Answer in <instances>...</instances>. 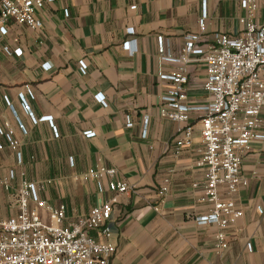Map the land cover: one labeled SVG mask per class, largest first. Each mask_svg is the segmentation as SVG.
<instances>
[{
    "label": "crops",
    "instance_id": "0c3cea01",
    "mask_svg": "<svg viewBox=\"0 0 264 264\" xmlns=\"http://www.w3.org/2000/svg\"><path fill=\"white\" fill-rule=\"evenodd\" d=\"M240 1L206 0L201 43H211L216 34L241 35L246 12ZM201 15L198 0H59L37 14L39 30L9 24L8 34H0V130L13 132L20 161L9 148L0 151L1 220L17 214L13 190L22 182L44 184L40 199L65 204L68 220L87 215L111 194L106 182L99 193L94 182L80 178L104 166L116 170V180L135 187L114 206L109 241L115 253L108 264H264V141H253L243 158L241 174L248 183L232 197L243 215L225 230L227 249L216 251L218 228L195 221L209 210L201 202L203 170L196 167L203 148L199 121H191V147L174 156L178 125L159 116L170 87L159 75L177 68L162 57L181 54L184 36L198 33ZM253 21L264 24V5ZM129 28L134 35H126ZM125 42L129 48H123ZM79 62L88 66L85 75ZM204 81L203 64L188 65V104L205 103ZM144 117L149 120L146 137ZM127 119L132 128L126 127ZM261 120L264 133V110ZM86 132L95 135L86 139ZM0 144L6 145L2 135ZM10 174L14 189L6 191L2 181ZM165 178L170 186L161 199Z\"/></svg>",
    "mask_w": 264,
    "mask_h": 264
},
{
    "label": "built area",
    "instance_id": "2783aa9c",
    "mask_svg": "<svg viewBox=\"0 0 264 264\" xmlns=\"http://www.w3.org/2000/svg\"><path fill=\"white\" fill-rule=\"evenodd\" d=\"M57 1L0 0V34H8L9 24L39 30L42 22L37 14L46 3ZM198 1L202 6L198 33L184 36V46L177 58L169 54L162 57L164 62L175 64L177 68L170 74L159 75L161 81L170 84L167 94L161 99L163 106L159 109V116L178 125L172 147L174 156L191 147V121H199L203 148L196 167L203 170L201 202L209 210L195 221L199 226L218 228L214 248L223 251L228 247L225 230L243 215L232 199L248 183L241 174L243 158L250 152L253 141H264V133L260 132L264 110V24L253 21L264 0H241L240 7L246 12V17L241 20L244 24L241 35L216 34L209 44L201 43L206 31L207 2ZM68 16L65 10L64 17ZM125 32L128 36L134 35L132 28ZM129 44L125 42L123 48H129ZM158 49L160 54L164 53L162 38L158 39ZM14 55L20 57L22 51L16 49ZM192 63L203 64L205 70L202 90L206 101L202 105L188 104V65ZM43 67L49 69L48 64ZM78 67L85 75L87 64L79 62ZM96 98L99 104L106 106L101 95ZM22 108L35 122L25 99H22ZM42 120L52 123L51 118ZM148 121L147 117L143 118V137H146ZM132 126L127 119L126 127ZM53 130L54 137H57ZM0 135L6 140V145L0 144V151L7 147L16 152L20 161L19 144L13 139V132L0 130ZM83 135L90 139L95 134L86 132ZM69 164L73 165L71 160ZM116 176L115 169L104 166L87 170L80 180L94 182L99 193L106 182L111 197L93 207L87 215L68 220L65 204L53 206L40 199L44 184L22 182L14 189L10 174L2 185L6 191L14 189L13 203L17 214L0 219V264H108L115 253V246L109 241V222L114 206L121 196L135 191L134 186L116 180ZM169 186L170 179L165 178L158 190L161 199L166 196ZM193 187L198 186L194 184ZM259 212L262 213L261 210ZM94 233H98L100 239ZM246 249L251 251V245L247 244Z\"/></svg>",
    "mask_w": 264,
    "mask_h": 264
}]
</instances>
